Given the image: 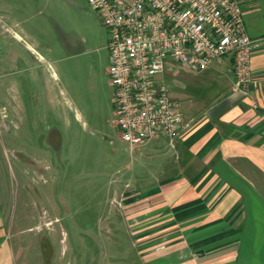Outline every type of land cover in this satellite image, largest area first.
Segmentation results:
<instances>
[{
	"label": "rangeland",
	"instance_id": "obj_1",
	"mask_svg": "<svg viewBox=\"0 0 264 264\" xmlns=\"http://www.w3.org/2000/svg\"><path fill=\"white\" fill-rule=\"evenodd\" d=\"M107 40L86 0H0L1 158L12 162L13 191L28 193V217L17 228L24 232L15 238L26 248L16 264H137L121 187L150 181L164 159L149 156L153 147L138 155L118 138ZM196 78L164 68L161 80L182 116L217 94L212 81ZM12 100L23 107L18 128L27 140L4 127ZM6 135L39 170L5 153Z\"/></svg>",
	"mask_w": 264,
	"mask_h": 264
},
{
	"label": "crops",
	"instance_id": "obj_2",
	"mask_svg": "<svg viewBox=\"0 0 264 264\" xmlns=\"http://www.w3.org/2000/svg\"><path fill=\"white\" fill-rule=\"evenodd\" d=\"M235 1L254 41L252 81L237 85L231 56L214 61L196 79L212 81L217 94L183 114L173 145L159 139L133 150L143 155L153 147L149 156L164 159L150 181L121 187L137 264H264V0ZM22 113L12 100L3 113L6 131L20 130ZM5 144L17 163L40 169L7 135ZM1 151L0 264H16L26 248L15 238L24 232L17 228L28 217V193L13 191L12 162L2 161Z\"/></svg>",
	"mask_w": 264,
	"mask_h": 264
},
{
	"label": "built area",
	"instance_id": "obj_3",
	"mask_svg": "<svg viewBox=\"0 0 264 264\" xmlns=\"http://www.w3.org/2000/svg\"><path fill=\"white\" fill-rule=\"evenodd\" d=\"M86 1L107 31L114 124L129 150L173 145L180 132V104L161 80L167 64L198 74L231 56L237 85L252 81L254 41L235 0Z\"/></svg>",
	"mask_w": 264,
	"mask_h": 264
}]
</instances>
